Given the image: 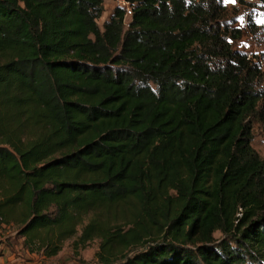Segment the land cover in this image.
Listing matches in <instances>:
<instances>
[{
	"label": "trees",
	"instance_id": "1",
	"mask_svg": "<svg viewBox=\"0 0 264 264\" xmlns=\"http://www.w3.org/2000/svg\"><path fill=\"white\" fill-rule=\"evenodd\" d=\"M105 1L0 0V225L46 258L77 237L97 264H264L261 63L216 0L101 29Z\"/></svg>",
	"mask_w": 264,
	"mask_h": 264
},
{
	"label": "rangeland",
	"instance_id": "2",
	"mask_svg": "<svg viewBox=\"0 0 264 264\" xmlns=\"http://www.w3.org/2000/svg\"><path fill=\"white\" fill-rule=\"evenodd\" d=\"M216 2L222 5L223 10L214 25L220 26L222 30L226 28L234 49L244 51L250 57H254L257 62L261 63L264 71V0H235V3L228 2V0H216ZM104 6L105 11L98 20L101 29L116 9L112 0H106ZM130 20L131 18H127L126 22ZM232 29H240V38L236 39L231 36ZM262 87L264 88V83ZM262 113V116H258L253 123L252 146L264 157V110ZM215 235L217 238L222 237L220 232ZM101 244V239H94L81 245L77 237H74L64 242L62 250L57 255L46 258L35 253L34 257L38 263L43 264H97V253L101 249ZM3 245H9L17 253L25 248L23 238L17 234L16 228H4L0 225V246Z\"/></svg>",
	"mask_w": 264,
	"mask_h": 264
},
{
	"label": "crops",
	"instance_id": "3",
	"mask_svg": "<svg viewBox=\"0 0 264 264\" xmlns=\"http://www.w3.org/2000/svg\"><path fill=\"white\" fill-rule=\"evenodd\" d=\"M0 249H2L0 264H37L35 253H30L25 248H22L18 253L13 251L9 245L0 246Z\"/></svg>",
	"mask_w": 264,
	"mask_h": 264
},
{
	"label": "built area",
	"instance_id": "4",
	"mask_svg": "<svg viewBox=\"0 0 264 264\" xmlns=\"http://www.w3.org/2000/svg\"><path fill=\"white\" fill-rule=\"evenodd\" d=\"M116 8H119L125 12V21L127 18H131L134 13L135 2L133 0H112Z\"/></svg>",
	"mask_w": 264,
	"mask_h": 264
},
{
	"label": "snow or ice",
	"instance_id": "5",
	"mask_svg": "<svg viewBox=\"0 0 264 264\" xmlns=\"http://www.w3.org/2000/svg\"><path fill=\"white\" fill-rule=\"evenodd\" d=\"M228 2H232V3H235V0H228Z\"/></svg>",
	"mask_w": 264,
	"mask_h": 264
}]
</instances>
